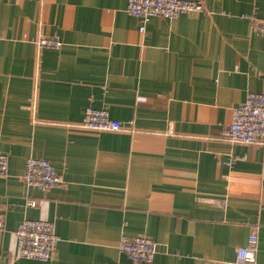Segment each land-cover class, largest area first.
Listing matches in <instances>:
<instances>
[{
	"label": "crops",
	"instance_id": "crops-1",
	"mask_svg": "<svg viewBox=\"0 0 264 264\" xmlns=\"http://www.w3.org/2000/svg\"><path fill=\"white\" fill-rule=\"evenodd\" d=\"M183 1L203 11L142 24L127 0H0V264H128L139 235L150 264L235 263L253 229L264 264V146L222 135L264 94V0ZM88 108L122 130H82ZM30 158L63 184L26 186ZM25 219L54 224L51 259L16 258Z\"/></svg>",
	"mask_w": 264,
	"mask_h": 264
},
{
	"label": "built area",
	"instance_id": "built-area-1",
	"mask_svg": "<svg viewBox=\"0 0 264 264\" xmlns=\"http://www.w3.org/2000/svg\"><path fill=\"white\" fill-rule=\"evenodd\" d=\"M126 11L144 24L149 17L173 19L182 14L201 13L203 5L200 1L127 0ZM250 20L253 18L250 17ZM255 27L260 32H264V19ZM143 30L141 26L139 32L143 33ZM37 47L59 49L61 43L55 37L40 38L37 40ZM80 128L92 132H119L122 130V125L111 120L105 109L88 108L85 110ZM222 135L230 143L264 146V94L249 93L245 101L233 109L231 123L223 129ZM7 164V157L0 154V177L7 175ZM20 179L26 186L34 187L43 193L63 184L46 160L35 158L26 160ZM28 205L34 206L35 203L30 202ZM2 223L0 219V228ZM15 237L18 259L47 261L54 255L58 243L54 224L44 220L21 221L16 228ZM256 242L257 236L253 229L246 245L237 250V261L226 264H236L239 261L244 264H254ZM118 248L129 260L128 264H150L156 253V243L145 235L122 237Z\"/></svg>",
	"mask_w": 264,
	"mask_h": 264
}]
</instances>
